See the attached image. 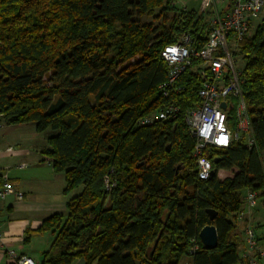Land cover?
<instances>
[{
    "label": "trees",
    "instance_id": "obj_1",
    "mask_svg": "<svg viewBox=\"0 0 264 264\" xmlns=\"http://www.w3.org/2000/svg\"><path fill=\"white\" fill-rule=\"evenodd\" d=\"M207 28L198 9L171 0H0V121L57 131L45 155L65 174V193L74 192L67 213L39 228L53 235L41 264H181L189 239L202 244L208 224L218 246L202 245L194 263L240 264L234 214L248 192L264 200V19L236 52L253 146L242 139L207 149L216 173L198 176L184 118L204 81L197 61L174 96L181 113L139 122L169 102L158 90L168 71L164 46L188 32L201 47ZM222 169L233 173L220 178ZM208 209L217 211L213 220Z\"/></svg>",
    "mask_w": 264,
    "mask_h": 264
},
{
    "label": "built area",
    "instance_id": "obj_2",
    "mask_svg": "<svg viewBox=\"0 0 264 264\" xmlns=\"http://www.w3.org/2000/svg\"><path fill=\"white\" fill-rule=\"evenodd\" d=\"M178 3L180 0H171L173 6L178 7ZM178 8L188 9L185 3ZM263 10L264 0H201L199 12L208 26L204 44L195 48L190 33L184 32L178 42L165 45L161 51L168 71L158 90L169 102L152 115L142 117L139 122L151 124L156 120L173 119L181 113L174 96L185 90L179 83L180 77L197 61L194 71L204 76V81L198 89L199 102L185 112L184 118L189 133L195 138L194 155L201 179L211 177L213 170L212 161L205 156L207 149H226L242 139L249 147L255 144L243 95L241 60L236 52ZM2 125L0 121V128ZM111 187V184L107 185V189ZM9 196L23 199V193L10 181L8 173L0 169V200ZM258 200L255 192H248L244 208L234 214L238 221L246 223L243 228L245 248L240 255V264H264V242L250 222L252 209ZM2 235L0 231V239ZM201 246L196 237L190 238L189 258L181 264H195L192 257ZM7 256L9 264H36L32 257L17 255L12 250L7 251Z\"/></svg>",
    "mask_w": 264,
    "mask_h": 264
},
{
    "label": "crops",
    "instance_id": "obj_3",
    "mask_svg": "<svg viewBox=\"0 0 264 264\" xmlns=\"http://www.w3.org/2000/svg\"><path fill=\"white\" fill-rule=\"evenodd\" d=\"M56 133L55 130L39 132L33 123L3 122L0 128V169L8 173L10 181L23 193L21 200L16 196L0 200V231L3 234L0 264H9L8 250L28 255L36 264H41L53 235L40 232L39 228L53 214L67 213L66 203L74 192L65 193V174L55 171L44 151L47 139ZM253 213L251 218L256 217ZM250 222L253 224L252 219ZM253 226L264 242V223L257 220ZM241 238L239 255L245 248L243 234Z\"/></svg>",
    "mask_w": 264,
    "mask_h": 264
},
{
    "label": "rangeland",
    "instance_id": "obj_4",
    "mask_svg": "<svg viewBox=\"0 0 264 264\" xmlns=\"http://www.w3.org/2000/svg\"><path fill=\"white\" fill-rule=\"evenodd\" d=\"M187 2V3H186ZM185 3L188 7V9H191V8H195V9H200V5H201V0H180V3H178V7H181L182 4ZM172 15V13H170ZM147 20L149 21H152L154 20V23H158L160 20L158 19H153V17H145ZM262 19H264V10L263 12L261 13L260 17L254 22L253 26L251 27V30H250V33L248 36H252L256 29H257V26L259 25V23L262 21ZM232 171H228V170H220L218 171V176L220 178H225L226 176H230L232 175ZM254 212V213H253ZM252 213L253 215L256 214V217L254 218H251L252 219V223L254 224V222H256L257 220L258 221H262L264 223V200L263 198H260L258 200V204L256 205V207L254 208V210H252ZM240 228H241V231L243 233V228L244 226L246 225L245 222H240ZM252 224V225H253ZM264 227V226H263Z\"/></svg>",
    "mask_w": 264,
    "mask_h": 264
},
{
    "label": "water",
    "instance_id": "obj_5",
    "mask_svg": "<svg viewBox=\"0 0 264 264\" xmlns=\"http://www.w3.org/2000/svg\"><path fill=\"white\" fill-rule=\"evenodd\" d=\"M225 107V103L222 104ZM218 159H216L217 161ZM216 173L215 170H212L211 176ZM209 217L213 220L217 216V211L213 209L207 210ZM199 237L202 241L203 248L206 250L215 249L219 243V233L217 227L213 224H208L204 226L200 232ZM75 264H87L86 259L84 257L80 258Z\"/></svg>",
    "mask_w": 264,
    "mask_h": 264
}]
</instances>
